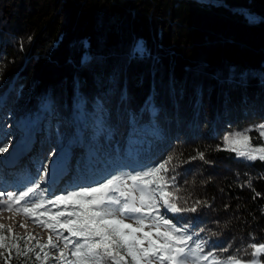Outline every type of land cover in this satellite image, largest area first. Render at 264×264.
Here are the masks:
<instances>
[{
  "label": "trees",
  "instance_id": "1",
  "mask_svg": "<svg viewBox=\"0 0 264 264\" xmlns=\"http://www.w3.org/2000/svg\"><path fill=\"white\" fill-rule=\"evenodd\" d=\"M261 123L264 0H0V147L24 132L31 147L14 191L61 148L74 170L107 177L172 154L180 195L204 202L181 223L235 249L264 241V162L223 150V137Z\"/></svg>",
  "mask_w": 264,
  "mask_h": 264
},
{
  "label": "snow or ice",
  "instance_id": "2",
  "mask_svg": "<svg viewBox=\"0 0 264 264\" xmlns=\"http://www.w3.org/2000/svg\"><path fill=\"white\" fill-rule=\"evenodd\" d=\"M248 19L255 22V17ZM135 52H146L142 41L137 42ZM253 130L264 140L261 123L255 129L225 135L223 150L264 162V143H252L249 133ZM6 149L7 144L0 147V153ZM197 158L203 160L205 153L192 157ZM175 159L169 154L146 169L111 175L95 186H76L65 194H53L54 198L42 187L50 175L45 165L29 185L0 191V211L18 213L49 231L41 243L34 235L18 237L12 228L0 225V264H11L14 259L23 264L33 260L35 264H264V241L251 234L249 243L232 249L231 243L220 247L201 236L204 230H194L190 222L181 223L184 218L179 214L197 213L204 202L197 200L189 206L180 195L176 176L169 175L175 171ZM247 186H252L251 179Z\"/></svg>",
  "mask_w": 264,
  "mask_h": 264
},
{
  "label": "rangeland",
  "instance_id": "3",
  "mask_svg": "<svg viewBox=\"0 0 264 264\" xmlns=\"http://www.w3.org/2000/svg\"><path fill=\"white\" fill-rule=\"evenodd\" d=\"M16 126L17 128L23 127L18 122L16 123ZM27 136L28 134L25 132L23 134L16 135L10 142L9 149L5 153L0 154V170L7 173V179L2 184V187H0L2 191H14L15 186H13V182L11 181L10 171L16 166L17 159H19L18 163H20V158L24 156L25 158H28V153L31 147L29 145L30 140H28ZM127 164L128 162L125 161V165ZM46 165L48 166L50 173L47 181H51L52 178L55 179L58 176L57 180L53 182L52 185H50V183H46V185H49L51 187L50 191H52V194H59L63 192L66 193L67 191H71L68 190V187L64 181L65 178L67 179L68 177H71L80 184H83V186H95L96 182L109 178L107 177V175H94L93 170L91 171V167L89 168V173H86L83 169L81 171H78L77 169L74 170L69 165L68 152L63 148H61L53 157V159ZM78 186L80 185L78 184ZM21 224L25 225V227H20ZM0 225H4L6 228H12L13 232H16L18 234L34 235L38 239H47L49 235V231L47 229L32 223L30 219H25L22 215L15 212L0 211Z\"/></svg>",
  "mask_w": 264,
  "mask_h": 264
},
{
  "label": "bare ground",
  "instance_id": "4",
  "mask_svg": "<svg viewBox=\"0 0 264 264\" xmlns=\"http://www.w3.org/2000/svg\"><path fill=\"white\" fill-rule=\"evenodd\" d=\"M203 1H209V0H203ZM57 178H58V176H57ZM57 178H55V179L52 178L51 181H47L46 183H51V182L53 183L57 180Z\"/></svg>",
  "mask_w": 264,
  "mask_h": 264
}]
</instances>
